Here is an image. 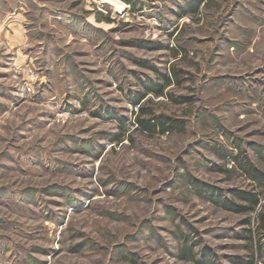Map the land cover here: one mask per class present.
<instances>
[{
    "label": "rangeland",
    "instance_id": "obj_1",
    "mask_svg": "<svg viewBox=\"0 0 264 264\" xmlns=\"http://www.w3.org/2000/svg\"><path fill=\"white\" fill-rule=\"evenodd\" d=\"M117 2L0 0V264H264V0Z\"/></svg>",
    "mask_w": 264,
    "mask_h": 264
},
{
    "label": "trees",
    "instance_id": "obj_2",
    "mask_svg": "<svg viewBox=\"0 0 264 264\" xmlns=\"http://www.w3.org/2000/svg\"><path fill=\"white\" fill-rule=\"evenodd\" d=\"M191 9L194 10L193 6L191 5ZM169 82V79L167 77H164V81L162 84H154V85H145V91L143 93H140L137 98L134 100L135 104H138L139 101L145 96V94L147 92H151L154 95H161L163 93V88L164 85L167 84ZM137 124L145 131L147 132H156V133H168L169 131H171L172 128H174V125L176 124L175 121H173L170 118L167 117H155V116H149L147 118H142V117H138L137 119ZM118 139V138H117ZM247 173L248 176L258 182V183H262L264 185V174L256 169L253 168H248L247 169ZM234 195H237V197H239L240 199L246 200L249 204H251V207H253V205L257 204V197L256 195H253L251 193H246L243 191H235ZM207 199L209 201H212L213 203L225 208V209H229V210H233V211H239L240 209H244L241 207H236V206H230V202L228 199H224V198H214L211 196H207ZM181 252H185V255L187 258H191L190 254V249L184 248L182 249ZM185 257V258H186ZM196 264H204L201 261H195ZM211 264V263H209Z\"/></svg>",
    "mask_w": 264,
    "mask_h": 264
},
{
    "label": "water",
    "instance_id": "obj_3",
    "mask_svg": "<svg viewBox=\"0 0 264 264\" xmlns=\"http://www.w3.org/2000/svg\"><path fill=\"white\" fill-rule=\"evenodd\" d=\"M98 2L102 5L111 6L113 9H115L114 11L118 14H122L125 10V7L119 2H113L112 0H98Z\"/></svg>",
    "mask_w": 264,
    "mask_h": 264
},
{
    "label": "bare ground",
    "instance_id": "obj_4",
    "mask_svg": "<svg viewBox=\"0 0 264 264\" xmlns=\"http://www.w3.org/2000/svg\"><path fill=\"white\" fill-rule=\"evenodd\" d=\"M113 2H117V0H112ZM115 10V9H114Z\"/></svg>",
    "mask_w": 264,
    "mask_h": 264
}]
</instances>
